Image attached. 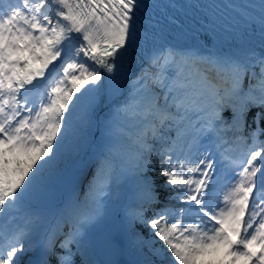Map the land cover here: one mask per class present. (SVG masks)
<instances>
[{"label": "snow or ice", "instance_id": "1", "mask_svg": "<svg viewBox=\"0 0 264 264\" xmlns=\"http://www.w3.org/2000/svg\"><path fill=\"white\" fill-rule=\"evenodd\" d=\"M0 264H264V0H0Z\"/></svg>", "mask_w": 264, "mask_h": 264}, {"label": "trees", "instance_id": "2", "mask_svg": "<svg viewBox=\"0 0 264 264\" xmlns=\"http://www.w3.org/2000/svg\"><path fill=\"white\" fill-rule=\"evenodd\" d=\"M149 215H151V213H149ZM145 232V235H147V230H143Z\"/></svg>", "mask_w": 264, "mask_h": 264}, {"label": "rangeland", "instance_id": "3", "mask_svg": "<svg viewBox=\"0 0 264 264\" xmlns=\"http://www.w3.org/2000/svg\"><path fill=\"white\" fill-rule=\"evenodd\" d=\"M90 176H91V173H89V178H90Z\"/></svg>", "mask_w": 264, "mask_h": 264}]
</instances>
